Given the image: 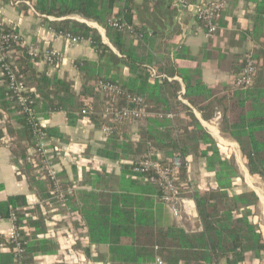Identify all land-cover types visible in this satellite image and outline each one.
<instances>
[{
    "label": "trees",
    "instance_id": "trees-1",
    "mask_svg": "<svg viewBox=\"0 0 264 264\" xmlns=\"http://www.w3.org/2000/svg\"><path fill=\"white\" fill-rule=\"evenodd\" d=\"M19 1L29 2L39 15L54 18V21H46L54 32L90 42L97 55L96 61H72L71 64L79 72L80 85L76 90L71 81H50L43 73L36 72V63L28 57L26 49L17 48L13 69L18 76L26 77L29 85L36 89L38 100L33 106L34 114L48 118L50 114L63 111L70 125H74L79 116H86L101 127L102 124H108L103 115L106 102L111 97L99 90V80L119 84L126 94L141 97L147 108L148 94H152L155 89L160 91L163 85L168 84L167 80L161 79H153L150 84L151 69L157 75L165 74L171 78L177 74L174 64L168 59H162L163 65L156 63L153 31L145 25L133 23V12L137 10L134 0ZM249 1L256 4L257 19L263 18L264 0ZM170 2L144 0L143 6L147 3L153 6L168 5L166 3ZM75 16L105 29L106 38L119 53L120 61L135 72L133 78L120 84L109 76L112 70L109 65L112 50L95 28L71 18ZM113 19H120L132 26L142 38L136 40L133 35L110 27L108 21ZM4 30L8 32L14 29L5 26ZM185 57L186 54L177 53L175 58ZM258 75L257 71L248 89L240 90L239 95L233 96L227 88L211 89L201 80L190 83L184 78L185 91L182 98L200 112L205 120L213 118L214 109L218 107L221 115L220 132L238 145L249 175L260 180L264 186V75ZM168 86L170 97L177 108H181L190 117L194 132L198 134L195 141L197 150L203 147L200 157L204 158L207 171L214 176L213 183L202 190L193 187L192 193L187 196L194 201L199 228L186 231L176 223L169 222L164 206L154 198L160 195L158 186L144 183L140 179L130 180L119 192L95 191L93 188L76 190L66 203L71 216L79 217L89 243L107 246L111 259L118 264H152L156 254L161 255L166 264H221L222 261L224 264H250L247 260L250 254L260 261L259 264H264L261 257L264 253V228L248 210L257 206L256 195L252 191L242 194L232 192L235 182L241 181L242 177L222 156L220 145L193 117L189 108L177 101L178 83L171 81ZM8 94L6 84L1 82L0 112H5L7 117L0 116L4 122L0 129V145L4 140L13 163L38 201L31 204L26 196L18 195L0 203V219H9L13 215L17 232L16 241H7L8 252L0 254V264H15V242L23 249L17 262L36 264L38 256L54 255L57 251L56 243L51 237H46L49 223L46 211L48 207L60 204L51 198V182L36 179L35 167L26 162L28 153L35 145L33 123L28 116L19 113L17 104L7 99ZM118 102L119 108L132 106L122 96L118 97ZM207 110L211 112L209 115L206 114ZM109 125L113 127V134L108 137L107 144L99 149L97 156L119 161L132 148L134 153L136 144H132L121 131V122ZM42 130L50 143L61 139L59 131L54 128L44 126ZM187 152V148L176 146L168 159L179 154L186 158ZM122 169L125 175L132 178L131 166L123 164ZM59 177L63 178V175L60 173ZM65 185L72 186V183L65 182ZM3 241L5 239L0 235V242ZM155 247L158 248L156 251Z\"/></svg>",
    "mask_w": 264,
    "mask_h": 264
},
{
    "label": "crops",
    "instance_id": "crops-1",
    "mask_svg": "<svg viewBox=\"0 0 264 264\" xmlns=\"http://www.w3.org/2000/svg\"><path fill=\"white\" fill-rule=\"evenodd\" d=\"M186 1L193 6L209 0ZM143 2L144 0H134L137 10L133 12V23L145 25L148 30L153 31L155 36L153 38V55L156 58V63L163 65L162 59L166 58L174 64L177 74L172 78L169 77L170 80H164H167L168 84L171 81L178 83L177 101L189 108L193 117L220 146L229 145L230 142L235 143L220 132L221 115L218 108L214 109L213 118L205 120L200 112L182 98L185 91L183 79L185 78L190 83L201 80L211 89L227 88L230 90L231 96L239 95L240 90H236L233 86V75L238 71L241 56L248 52H251L256 58L257 71L260 74L258 76L264 75V17L257 19L256 4L249 0H227L218 23V30L215 36L209 39L206 38L201 25L195 21L191 9H179L172 2L166 3L168 5L158 6L147 3L143 9ZM13 3V0H0V21L19 32L28 46L39 49L53 47L59 50L63 56V61L58 67L38 64L35 71L43 73L45 78L50 81L55 79L71 81L77 90L80 85L79 72L71 63L76 59L96 61L97 55L90 44L84 42L74 47L69 46L66 41L53 36L46 21H54V18L37 14L31 5ZM72 19L78 22L84 21L80 18ZM95 29L97 30V28ZM106 45L112 50L109 62L112 70L109 76L120 84L133 78L135 72L120 61L119 53L110 44ZM177 53L186 54V57L175 58ZM150 78V84H152L154 78L151 76ZM27 84L29 85V82ZM168 84L163 85L162 90L155 89L152 94H148L146 109L150 116L145 122L139 124L140 128L133 122H121V131L129 137L132 144H136V150L140 148V157L146 153L145 143L154 139L147 134L148 132L160 133L162 136L165 131L164 122H170L176 129L178 124H174L175 118L180 116L189 120L187 113L181 108H177L174 100L170 97ZM38 115L43 119L44 126L59 131L61 139L52 140L50 143L51 149L57 150L59 154L56 168L63 175V180L72 183L76 190L93 188L95 191L119 192L123 186L129 184L130 180H133L124 174L121 162L133 161V158L137 159L139 153L133 154L132 148L131 152L119 161L98 157L97 152L107 144L108 138L104 136L95 121L86 116H79L75 124L70 125L66 113L63 111L50 114L48 118L42 114ZM0 116L6 118L7 114L0 112ZM161 116L164 118H159ZM1 117L0 129L4 124ZM159 121L162 123H159L157 127L152 125ZM180 126L183 127V124ZM192 126L190 123V127L187 126L185 130L190 132ZM152 141L159 159L161 161L168 160L161 146L158 145L160 142L157 143L159 140ZM235 145L238 147L236 143ZM90 161L100 162L103 166H91ZM245 174L251 178L247 171ZM245 180L260 201V193L255 185L247 177ZM0 186L2 187L0 203L8 197L18 195L26 196L31 204L38 201L13 163L11 153L4 140L0 145ZM256 209L259 211V216L255 213ZM248 210L264 228V219H262L264 207H250ZM70 212L62 206L48 207L46 215L49 223L46 237H51L58 248L54 255L38 256L36 264H118L111 259L107 246L89 243L86 230L79 221V217L71 216ZM165 213L169 222L177 224V221L166 209ZM197 222V218L191 220L185 230H195ZM12 228L13 225L9 219H0V235L5 239V242H0L1 255L8 252L7 241ZM261 257L264 261V253L261 254ZM247 260L250 264H259L260 262L252 254L247 256Z\"/></svg>",
    "mask_w": 264,
    "mask_h": 264
},
{
    "label": "built area",
    "instance_id": "built-area-1",
    "mask_svg": "<svg viewBox=\"0 0 264 264\" xmlns=\"http://www.w3.org/2000/svg\"><path fill=\"white\" fill-rule=\"evenodd\" d=\"M12 1V0H11ZM176 7L182 10L191 9L195 21L201 25L206 38H213L218 30V23L222 17L227 0H209L196 5H189L186 0H170ZM13 4L29 2L13 0ZM88 25L84 20L82 21ZM81 22V23H82ZM108 25L117 29L120 32L133 35L136 39H141V35H137L132 26L127 25L123 21L109 20ZM6 25L0 21V83H5L8 90V100L14 101L19 113L30 118L34 128V149L31 150L26 162L35 167L36 179L48 180L53 188L50 193L51 198L57 200L60 206L65 207V210L70 211L66 206L68 199L76 192L75 187L65 185L63 178L59 177L60 172L57 167V158L59 156L57 150L51 149L49 140L45 137L42 130L43 119L39 115L34 114L33 106L38 100L35 90L27 84V79L24 76H18L13 67L16 65L15 54L17 48H25L28 57L38 64H46L51 67H58L62 61V53L56 48L39 49L38 47L28 46L23 37L15 29L6 31ZM91 27V26H90ZM53 36L56 39H61L67 42L71 47L80 45L85 41L69 34L56 33L51 29ZM90 44V42H88ZM257 73V62L251 52L244 53L239 60L238 71L233 75V86L236 90L248 89L254 81ZM154 79H169L165 74L157 75L154 69H151V75ZM97 87L101 92L110 96L107 100L104 119L108 120V124H102L100 129L105 137H110L113 134V127L109 124L116 122H137L142 118L150 115L146 107L143 105V99L138 96H131L125 93L119 84L111 81L99 80ZM125 97L131 107L119 108L118 97ZM85 114V111H82ZM170 117V116H169ZM94 161V160H92ZM90 161L91 166H103L100 162ZM163 163L159 159L158 152L154 142L149 140L147 150L140 159L133 161H122L121 164L131 166L132 179H140L144 183H150L158 186L160 195L154 197L155 200L161 203L168 213L177 221V226L186 229L189 222L197 218L196 207L193 199L182 197L178 188V181L182 171H187L188 164L183 161L181 156L176 155ZM20 172V171H19ZM70 214V213H69ZM13 228L9 235V240L17 238L16 227L14 225L15 217L12 215L9 218ZM16 241V240H15ZM15 264H19L17 260L21 257L23 249L18 242H15ZM152 264H166L160 257H156ZM217 264V263H211Z\"/></svg>",
    "mask_w": 264,
    "mask_h": 264
},
{
    "label": "rangeland",
    "instance_id": "rangeland-1",
    "mask_svg": "<svg viewBox=\"0 0 264 264\" xmlns=\"http://www.w3.org/2000/svg\"><path fill=\"white\" fill-rule=\"evenodd\" d=\"M71 18H80V17H71ZM80 19L83 20L82 18H80ZM85 21L89 25H91V27L93 26L92 24H94L93 27L97 28V31L99 32L103 42H105L106 44H109V41L107 40L106 35H105V29L103 27L97 25L96 23H94L92 21H87V20H85ZM210 113L211 112L209 110H207L206 114L209 115ZM149 116L150 115L142 118L141 120H139L137 122H133V123L138 124V126L140 128L139 124H142L143 122H145ZM159 118H164V116H161ZM188 118H189V120L187 118L184 119V117L181 118L180 116L178 118H175L174 124L175 125L178 124L177 125L178 127L175 126L176 129L173 128V124L171 125L170 122H168V123L164 122L165 124H163V125L165 128V131H164V133H162L163 134L162 136L156 132H148L147 133L148 135H151L154 138L159 137V138H157L159 140V141H157V143L160 142L158 145L161 146L162 150L165 153V157H167V159L169 158V155L172 153V151L174 150V148L176 146L180 147L181 149H185V148L188 149V152H187L188 155L186 156V158H183L181 156V154H179L183 158V161L188 164L187 171L185 170V171L181 172L180 177H179V181L177 183L180 194L182 195V197L189 196V194L192 193V190L194 188L202 190L203 188L207 187V185L213 183V181H214L213 174L210 173L209 171H207V169H206L204 158L200 157V152H201L203 147H201L197 150V147H196L197 142H195V141L198 138V134H195V132H194L195 130H194L193 126H192L193 128L190 132H187L185 130L187 128V126L190 127V123L192 124L189 116H188ZM159 123H162V122H160V121L155 122V124L152 123V125L157 127V125ZM182 124H183V127L180 126ZM219 124H221V120H220ZM144 135H145V133H144ZM152 140H154V139H152ZM148 142L149 141H147V143ZM147 143L145 145L146 149H147ZM139 152H140V148H138L134 153L137 154ZM142 152H143V150H142ZM220 152L222 153V156L228 160V162L238 171V173L242 177L241 181L235 182L232 192L235 194H242L246 191H252V189L249 187L250 185L245 180V176H244L245 171H247V168L242 161L239 148L235 145V143L230 142L229 145L220 146ZM140 154L141 153H139V155L137 156V159H139L138 157L140 156ZM137 159H134V160H137ZM251 178L257 182V185H255V186L258 187V185H259V187H261L262 190L264 191L263 183L256 178H253V177H251ZM263 199H264V197H263ZM260 201L257 203L256 207H264V205L261 206L262 203ZM255 213L259 216L258 209H256ZM262 219H264V216H262ZM198 227H199V223H198L196 228H198ZM196 228H194V229H196ZM154 249L156 251L158 248L155 247ZM156 257L161 258V255L156 254L155 258ZM221 264H224V262L222 261Z\"/></svg>",
    "mask_w": 264,
    "mask_h": 264
},
{
    "label": "bare ground",
    "instance_id": "bare-ground-1",
    "mask_svg": "<svg viewBox=\"0 0 264 264\" xmlns=\"http://www.w3.org/2000/svg\"><path fill=\"white\" fill-rule=\"evenodd\" d=\"M93 26H94V24H92ZM92 26V27H93ZM240 165V164H239ZM242 173V172H241ZM243 174V173H242ZM244 175V174H243ZM245 177H247L248 179H250V181L254 184V185H257V182L256 181H254V180H252L251 178H249L246 174L244 175ZM256 187V189L259 191V193H260V199H261V203H262V205L261 206H263L264 205V201H263V196H264V193H263V190H262V188L261 187H259V185H258V187L257 186H255Z\"/></svg>",
    "mask_w": 264,
    "mask_h": 264
},
{
    "label": "water",
    "instance_id": "water-1",
    "mask_svg": "<svg viewBox=\"0 0 264 264\" xmlns=\"http://www.w3.org/2000/svg\"><path fill=\"white\" fill-rule=\"evenodd\" d=\"M89 26V25H88ZM94 28V27H93Z\"/></svg>",
    "mask_w": 264,
    "mask_h": 264
}]
</instances>
